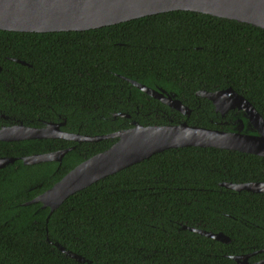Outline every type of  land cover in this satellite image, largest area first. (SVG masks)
<instances>
[{
  "label": "trees",
  "instance_id": "1",
  "mask_svg": "<svg viewBox=\"0 0 264 264\" xmlns=\"http://www.w3.org/2000/svg\"><path fill=\"white\" fill-rule=\"evenodd\" d=\"M0 67V110L31 126L66 122L65 131L83 136L134 122L231 132L236 118L198 95L228 88L264 117V29L206 14L168 12L85 32L0 31ZM130 81L175 95L191 115ZM116 141H0V158H17L0 169V264H237L234 256L258 251L251 261L264 260V193L222 185L264 182V157L253 154L170 149L78 192L50 217L42 204L24 205ZM73 146L61 164L22 161Z\"/></svg>",
  "mask_w": 264,
  "mask_h": 264
},
{
  "label": "water",
  "instance_id": "2",
  "mask_svg": "<svg viewBox=\"0 0 264 264\" xmlns=\"http://www.w3.org/2000/svg\"><path fill=\"white\" fill-rule=\"evenodd\" d=\"M175 11L206 14L264 29V0H0V31L39 34L85 32ZM15 61L28 65L24 61ZM130 82L173 110L188 117L191 115L192 109L164 89H152L136 81ZM198 95L210 100L221 116L231 110H239L245 117L238 116L241 119L231 132L190 126L186 122L162 126H143L134 122L130 129L93 137L64 132L61 125L52 123L44 128L23 124L3 127L0 129L1 142L65 139L82 143L117 139L108 150L82 162L51 189L24 205L42 204L43 209H50V217L68 198L78 192L170 149L217 148L264 157V117L248 99L232 88L216 92L202 91ZM73 149L36 154L22 158V161L27 166L46 162L62 163L65 155ZM16 161L17 158H0V169ZM222 185L238 192L264 193V182ZM185 228L217 241L231 242L223 233ZM55 246L76 261L87 262L85 258L67 251L60 244L55 243ZM260 252L263 251L234 256L233 259L237 264H251V257ZM253 264H264V260Z\"/></svg>",
  "mask_w": 264,
  "mask_h": 264
},
{
  "label": "flooded vegetation",
  "instance_id": "3",
  "mask_svg": "<svg viewBox=\"0 0 264 264\" xmlns=\"http://www.w3.org/2000/svg\"><path fill=\"white\" fill-rule=\"evenodd\" d=\"M229 115H231V118L233 119V118H236V120L234 121V123L235 124H238V120H240L241 118H239L238 116L240 115L241 117H245L244 116V113L242 112V111H239V110H231V111H229L228 113H226L224 116H222V118H226L227 116H229ZM52 124H59V125H61V130L62 131H64V132H67V133H70V132H68V131H65L63 128L65 127V125H66V122H57V123H53V122H51ZM21 124H23V125H25V126H28V127H34V128H44V127H46L48 124H50V123H45L44 125H42V126H31V125H26V124H24V122L23 121H21V120H17L16 118H11V115L8 113V112H3L2 110H0V129H2L3 127H9V126H14V125H21ZM71 134H74V133H71ZM63 140H65V139H63ZM67 141H69V142H74V143H76V145H78L79 143L78 142H76V141H72V140H67ZM75 147L76 146H73V147H70V148H74L75 149ZM67 149H69V148H67ZM64 150H66V149H64ZM59 151H63V150H59ZM68 154V153H67ZM66 154V155H67ZM65 155V156H66ZM65 158V157H64ZM63 161H64V159H63ZM63 161H62V163H63ZM61 164V163H60ZM256 255V254H255ZM254 255V256H255ZM253 257V256H252ZM252 257H251V259H250V263L251 264H253V263H255V262H252L251 260H252ZM260 261H262V260H260ZM257 262H259V261H257Z\"/></svg>",
  "mask_w": 264,
  "mask_h": 264
}]
</instances>
